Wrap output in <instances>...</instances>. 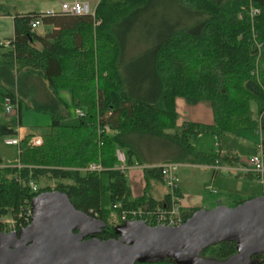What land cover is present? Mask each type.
I'll list each match as a JSON object with an SVG mask.
<instances>
[{
  "label": "trees",
  "instance_id": "trees-1",
  "mask_svg": "<svg viewBox=\"0 0 264 264\" xmlns=\"http://www.w3.org/2000/svg\"><path fill=\"white\" fill-rule=\"evenodd\" d=\"M156 1L98 0L93 17L44 18L42 26L53 30L43 37L29 27L40 13L12 15L0 7V17H12L14 27L8 46L0 44V84L7 86L0 89L2 97L20 110L19 76H36L46 83L55 106L67 108L59 97L65 91L76 113H82L73 125L63 124L61 115L51 113L42 145L30 147L32 135H26L17 147L20 168H0V232L2 220L11 219L17 226L24 223L32 199L52 191L65 194L76 211L105 223L104 231L95 236L101 241L117 237L112 214L122 225L123 212L141 210L140 218L127 215L126 221L155 227V218L145 214L169 206L170 195L163 201L149 195L150 180L161 181L154 167L178 162L195 167L234 165L235 157L197 152L191 140L203 134L220 141L264 132V0H165L174 5L182 22L175 18L150 37L151 44L145 47L150 50V75L130 86L122 72L125 36L139 28L142 15ZM247 8L257 10V15L251 17ZM177 98L188 105L209 103L213 124L177 126ZM251 103L256 105L258 121L251 118ZM38 111L49 113L45 108ZM17 135L13 125L0 124V139ZM156 139L175 145L178 156L145 166L150 162L141 158L140 144ZM260 147L264 162V139ZM118 148L126 154L128 169L142 167L145 188L138 199L131 198L125 173L115 169ZM89 164H99L103 171H85ZM40 179L53 182V188L33 192L30 184L35 186ZM246 201L235 200L233 206ZM180 210L185 222L198 208ZM235 255V243L222 242L200 257L224 262ZM252 259L264 264V256ZM136 264L176 263L165 258Z\"/></svg>",
  "mask_w": 264,
  "mask_h": 264
},
{
  "label": "water",
  "instance_id": "water-1",
  "mask_svg": "<svg viewBox=\"0 0 264 264\" xmlns=\"http://www.w3.org/2000/svg\"><path fill=\"white\" fill-rule=\"evenodd\" d=\"M30 206L28 226L0 232V264H136L165 258L184 264L222 242L235 243L236 255L212 264H253L252 258L264 256V196L236 207L197 210L174 228L125 221L114 227L117 238L106 241L95 237L105 223L76 211L63 193H41Z\"/></svg>",
  "mask_w": 264,
  "mask_h": 264
},
{
  "label": "rangeland",
  "instance_id": "rangeland-1",
  "mask_svg": "<svg viewBox=\"0 0 264 264\" xmlns=\"http://www.w3.org/2000/svg\"><path fill=\"white\" fill-rule=\"evenodd\" d=\"M68 1V0H61ZM73 1V0H72ZM84 1V0H78ZM98 0H90L91 6L96 8ZM0 7H4L12 15L27 14V13H45L50 10H58L60 7L59 0H0ZM248 12L252 10L247 8ZM178 11L174 5L165 0H157L154 5L142 15L141 23H138L139 28H134L129 35L126 34V51H125V66L122 69L123 76L126 78L130 86L150 75V50L145 48L151 44L150 37L157 31H160L165 25L171 24L175 18L181 20L182 17L177 14ZM176 19V20H177ZM43 26L37 29L36 33H40ZM137 33V34H136ZM13 37V27L10 19H0V43L8 44ZM16 76V75H15ZM17 79V76H16ZM3 83L0 84V89L3 90ZM18 94L21 95V127L30 132L31 135L41 136L46 134L48 126L51 123V113H58L63 117L62 123L73 125L77 122L78 114L70 103L68 92H59V97L67 104V108L62 105L55 106L52 101L46 83L36 76L29 77L21 74L16 85ZM8 103L3 99L0 92V124L13 125L18 127V111L13 108L11 113L5 112ZM39 108H45L47 112L38 111ZM37 109V110H36ZM250 115L255 121H258V115L255 103L250 105ZM8 138L0 139V159L5 162L13 163L18 155L17 146L5 144ZM264 139V132H246L237 138L221 139V152H226L230 147L239 153L241 163L242 160H248L255 155V145L258 147L260 141ZM214 136L203 134L191 140L197 152L206 154H216L220 149L216 148ZM141 158L154 163H162L167 160H174L178 156V149L175 145L156 139L155 141H143L140 144ZM223 155V154H222ZM178 161V160H177ZM179 168L177 173L178 185L183 192L189 193L191 196L200 197L202 202V210L212 211L219 206L234 207L233 201L257 197L262 191L261 184L252 175L249 177L236 178L234 174L227 173L224 169V164H219L216 177L213 179V171L209 167L191 166L178 162ZM241 165V164H240ZM185 166V167H184ZM189 166V167H187ZM136 166L134 169L126 171L125 177L130 187H132L131 196L134 199L140 198L144 187L142 180V171ZM155 181L151 183L153 185ZM53 182L46 179H40L35 184L36 189L43 187H51ZM160 191L162 187L158 185ZM131 190V188H130ZM159 191V190H158ZM158 193V192H157ZM162 193V192H160ZM113 216V214H112ZM110 223L113 227L118 226V221L112 217ZM172 260V259H171ZM175 263L176 261L173 260ZM212 264L222 263L212 261L208 258L199 257L194 260H188L184 264ZM254 264V263H253Z\"/></svg>",
  "mask_w": 264,
  "mask_h": 264
},
{
  "label": "built area",
  "instance_id": "built-area-1",
  "mask_svg": "<svg viewBox=\"0 0 264 264\" xmlns=\"http://www.w3.org/2000/svg\"><path fill=\"white\" fill-rule=\"evenodd\" d=\"M95 8L91 6L90 0H84V1H68V2H60V7L58 10H50L45 13H40L39 16L35 17L33 21L30 23V28L32 31H36L39 27L42 26V20L44 18L53 17V16H59V15H69V16H94ZM257 10H251L250 15L253 17L255 14L257 15ZM9 44V43H8ZM8 44H5L4 46H8ZM8 105H6L5 112L10 114L12 111V106L9 104L8 100H6ZM79 116H82V113L78 112ZM19 140L17 138H8L5 140L6 145L10 146H17L19 144ZM43 143L41 136L32 135V137L29 139L28 145L30 147H39ZM115 157L117 165L115 169L118 171L125 173L126 171H129L131 168L128 169L127 166V157L123 150L116 149L115 150ZM239 165L238 174H249L253 175L261 184L262 187V195L264 196V162H263V155L260 145L257 147L255 155L249 158L248 160H242V162ZM178 164L176 163H165L159 166L154 167L159 170L160 176H161V182L168 190V194L170 195V204L169 206H164L163 209L155 211L156 213H149L146 212V217H153L155 218L156 226H165V227H178L182 224H184L183 217L181 216V210L180 207V198L177 196L178 191V178H177V172H178ZM7 167H16L20 168L18 159L16 158L13 163L10 162H3L0 168H7ZM213 170H219L220 167L218 165H214ZM85 171L88 172H97L100 173L103 171L101 166L99 164H89L85 169ZM30 187L32 188V191H36V187L32 184H30ZM142 211H130L129 213L123 212L122 213V220H127V215H130L131 218H140L142 216ZM24 223L17 226L14 221L11 219H4L2 220L3 224V233H9L16 232L17 227L21 230L25 228V225H29L32 217V210L31 206L26 209L24 212ZM114 219L116 217L112 216ZM144 222V221H143ZM145 223V222H144Z\"/></svg>",
  "mask_w": 264,
  "mask_h": 264
},
{
  "label": "crops",
  "instance_id": "crops-1",
  "mask_svg": "<svg viewBox=\"0 0 264 264\" xmlns=\"http://www.w3.org/2000/svg\"><path fill=\"white\" fill-rule=\"evenodd\" d=\"M68 1L70 2L72 0H68ZM68 1H64V2H68ZM59 2H63V1L59 0ZM22 14H24V13H22ZM0 19H10L11 23H12V27H13V18L12 17L1 16ZM42 28L43 29L40 31V33H37L39 36H42V37L49 34L53 30V28L51 26H43ZM36 32H37V30H36ZM3 99L6 101V99L4 97H3ZM175 101H176L175 102V109L177 112V126L181 127V125L183 123H197V124H202V125H207V126H210L213 124V114H212L211 106L209 103L202 102V103H198L196 105H188L185 102V100L182 98H180V99L177 98ZM16 109H17V107H16ZM17 111H18V118H19L18 120L19 121H18V127H15V131H16V134H18L16 138L19 141H21V140H23V138L26 135L30 134V132H28L27 129L21 127V124H22L20 121L21 120V109L17 110ZM224 138H234V137H224ZM235 138H237V137H235ZM221 142H222L221 140L220 141L217 140V142H216V148L220 149L218 151L221 153V155L223 154V155H226L228 157L233 156L237 160L236 164H234V165L224 163L223 167H224L225 171H227V173L234 174V176H236V178H239V177L240 178H242V177H249L250 178L251 175H249V174H238L237 170L239 169V165H240L239 159H240L241 155L239 153H237V151L234 149V147L233 148L230 147L226 152H224V151L221 152V148H222ZM254 148H255V150L257 149L256 145ZM176 164H178V163H176ZM155 165H159V163H154V162L150 161V163H148L145 166L150 167V166H155ZM186 165H188V164H186ZM191 166H195V165H191ZM135 167L136 166H133L130 170L134 169ZM187 167H189V166H187ZM200 167H203V166H200ZM137 168L141 169L142 180L144 181L142 167L138 166ZM178 168H179V166H178ZM209 169L213 171V179H214L216 177L218 170L214 171L212 167H209ZM152 181L153 182L155 181V183L153 185H151ZM158 185H160L162 187L163 191H160V188L158 187ZM130 188H131V193H132V187H130ZM144 188H145V181H144V187L142 190V194H143ZM160 192H162V193H160ZM148 193L154 200L163 201L165 196L168 194V190L162 184L161 181L150 180ZM178 194L180 195V207L181 208H183V209H197L198 208V210L202 209L201 207H202L203 200L200 197L193 196V195L191 196L189 193L183 192L180 189L179 185H178ZM261 196H263L262 191H261L260 195H258L257 197H261ZM257 197H251L250 196V198H248V199L251 200V199H254ZM131 198L134 199L132 196H131Z\"/></svg>",
  "mask_w": 264,
  "mask_h": 264
},
{
  "label": "flooded vegetation",
  "instance_id": "flooded-vegetation-1",
  "mask_svg": "<svg viewBox=\"0 0 264 264\" xmlns=\"http://www.w3.org/2000/svg\"><path fill=\"white\" fill-rule=\"evenodd\" d=\"M117 238V237H116Z\"/></svg>",
  "mask_w": 264,
  "mask_h": 264
}]
</instances>
